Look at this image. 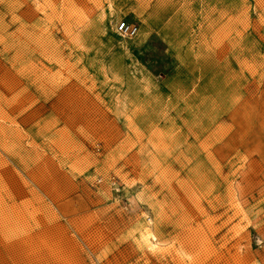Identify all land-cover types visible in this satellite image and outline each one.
<instances>
[{"label": "rangeland", "instance_id": "1", "mask_svg": "<svg viewBox=\"0 0 264 264\" xmlns=\"http://www.w3.org/2000/svg\"><path fill=\"white\" fill-rule=\"evenodd\" d=\"M0 264H264V0H0Z\"/></svg>", "mask_w": 264, "mask_h": 264}, {"label": "built area", "instance_id": "2", "mask_svg": "<svg viewBox=\"0 0 264 264\" xmlns=\"http://www.w3.org/2000/svg\"><path fill=\"white\" fill-rule=\"evenodd\" d=\"M115 31L122 37L134 38L139 33V26L134 22L122 19L116 23Z\"/></svg>", "mask_w": 264, "mask_h": 264}, {"label": "bare ground", "instance_id": "3", "mask_svg": "<svg viewBox=\"0 0 264 264\" xmlns=\"http://www.w3.org/2000/svg\"><path fill=\"white\" fill-rule=\"evenodd\" d=\"M146 234H147V236H151V237H154V235H152L148 230L146 231ZM151 234V235H150Z\"/></svg>", "mask_w": 264, "mask_h": 264}]
</instances>
